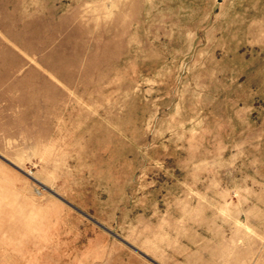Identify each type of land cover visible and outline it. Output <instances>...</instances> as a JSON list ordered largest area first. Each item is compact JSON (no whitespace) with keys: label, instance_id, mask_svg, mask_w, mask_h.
<instances>
[{"label":"rangeland","instance_id":"rangeland-1","mask_svg":"<svg viewBox=\"0 0 264 264\" xmlns=\"http://www.w3.org/2000/svg\"><path fill=\"white\" fill-rule=\"evenodd\" d=\"M0 264H264V0H0Z\"/></svg>","mask_w":264,"mask_h":264}]
</instances>
